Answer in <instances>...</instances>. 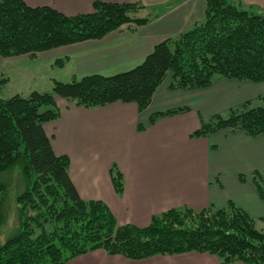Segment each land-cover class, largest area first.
<instances>
[{
	"label": "trees",
	"instance_id": "1",
	"mask_svg": "<svg viewBox=\"0 0 264 264\" xmlns=\"http://www.w3.org/2000/svg\"><path fill=\"white\" fill-rule=\"evenodd\" d=\"M205 3L202 22L157 44L130 71L54 81L52 92L0 97V172L19 170L25 179V189L16 199L20 226L0 245V264H66L99 249L134 261L202 253L217 256L221 264H264V232L232 201L223 208L171 209L154 216L146 227L119 225L106 204L80 197L69 175V158L54 153L44 130V124L61 115L54 95L87 109L122 102L134 103L144 112L166 81L171 90L204 89L218 80L264 83V16L242 0ZM93 9L90 14L67 16L51 7H30L24 0H0V56L35 55L149 22L141 15L145 10L141 3L98 1ZM256 99L263 105L251 108L253 100L247 101L231 109L227 118L216 115L203 122L191 136L203 138L219 131L263 135L264 96ZM185 111L188 108L154 113L149 124ZM111 172L114 189L122 194L123 174L116 165ZM251 181L264 202V172H254ZM7 191L0 182V226Z\"/></svg>",
	"mask_w": 264,
	"mask_h": 264
},
{
	"label": "crops",
	"instance_id": "2",
	"mask_svg": "<svg viewBox=\"0 0 264 264\" xmlns=\"http://www.w3.org/2000/svg\"><path fill=\"white\" fill-rule=\"evenodd\" d=\"M30 7H51L67 16L93 13L95 2L141 3L149 22L125 25L103 39L55 48L35 55L0 56V97L52 92L53 82L90 75L113 76L140 65L155 46L190 30L205 18V0H24ZM264 16V0H242ZM143 12V13H144ZM63 61V65H57ZM264 83L218 80L198 90H171L168 82L155 92L144 112L134 103L116 102L84 108L62 102L60 117L44 124L53 151L69 158V175L80 197L101 201L119 225L148 226L153 217L171 209L223 208L232 201L253 218L264 216L251 175L264 172V134L219 131L203 138L191 135L205 118L258 98ZM223 102L222 104H220ZM188 108L162 117L157 112ZM212 110V112L210 111ZM215 112V113H214ZM206 123V122H205ZM143 125L145 129L140 130ZM116 165L125 181L122 194L112 183ZM247 177L241 181L240 177ZM66 264H218L210 254L157 255L134 261L95 250ZM244 264V263H236Z\"/></svg>",
	"mask_w": 264,
	"mask_h": 264
},
{
	"label": "rangeland",
	"instance_id": "3",
	"mask_svg": "<svg viewBox=\"0 0 264 264\" xmlns=\"http://www.w3.org/2000/svg\"><path fill=\"white\" fill-rule=\"evenodd\" d=\"M251 11L254 12L255 14H258L261 16L263 15V14H260L257 10L251 9ZM148 12L149 11L144 12L141 15L144 16ZM242 83H245V82H242ZM257 86H259L256 88L257 96L258 95L264 96V87L260 85H257ZM54 97H55L56 105L59 109L60 107H62V102L69 101L57 95H54ZM222 103L223 102H221L220 104ZM252 103L253 104L250 106L251 108H255V107L263 105L262 101L260 100L258 101L256 97L253 99ZM237 108L239 107L237 106L234 107V109H237ZM230 110L231 109H225V108L220 107L217 113L223 116L224 118H227L229 116ZM210 111L212 112V110ZM213 117L212 116L210 118L207 117L204 119V121L209 122L210 119H213ZM0 182L5 184L8 189L5 206H4V222L0 226V245H2L16 233L17 229L20 226L16 199L25 189V179L21 175L19 170L3 171V172H0ZM254 218L256 219V228L264 232V216L254 217ZM211 256H213V258L217 260L218 264H221V261L217 256H214V255H211Z\"/></svg>",
	"mask_w": 264,
	"mask_h": 264
}]
</instances>
